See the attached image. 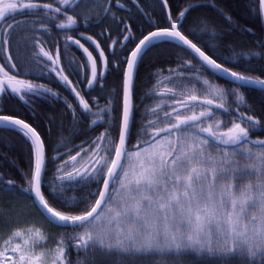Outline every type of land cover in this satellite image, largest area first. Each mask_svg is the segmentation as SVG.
I'll use <instances>...</instances> for the list:
<instances>
[{"label":"snow or ice","instance_id":"1","mask_svg":"<svg viewBox=\"0 0 264 264\" xmlns=\"http://www.w3.org/2000/svg\"><path fill=\"white\" fill-rule=\"evenodd\" d=\"M243 5L252 26L225 0H0V264H264Z\"/></svg>","mask_w":264,"mask_h":264},{"label":"trees","instance_id":"2","mask_svg":"<svg viewBox=\"0 0 264 264\" xmlns=\"http://www.w3.org/2000/svg\"><path fill=\"white\" fill-rule=\"evenodd\" d=\"M225 2L230 5V7L233 10L235 17L239 20V22L241 24L247 25V26L253 25L254 21L252 20V18H250L248 16L247 12L245 11L244 5H243V0H225ZM218 23H221V22L218 21ZM234 38L242 44L250 43L249 38L247 36H244L241 34H237ZM148 71H150V69L144 70V75L142 76V83L143 84L148 83V78H147V72ZM249 95H250V99L252 101H254L257 104V108H259V105H260L259 94L256 92H251ZM42 107L45 109H48L49 106L47 104L42 103ZM0 137H7L10 141L14 142V137H10L9 134L6 132L0 133ZM0 147H3V145H0ZM8 150H10L14 155H19L16 148L9 147Z\"/></svg>","mask_w":264,"mask_h":264}]
</instances>
